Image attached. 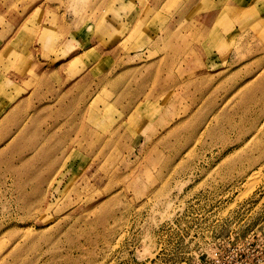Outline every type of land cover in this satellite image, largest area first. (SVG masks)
Instances as JSON below:
<instances>
[{"label":"rangeland","instance_id":"rangeland-1","mask_svg":"<svg viewBox=\"0 0 264 264\" xmlns=\"http://www.w3.org/2000/svg\"><path fill=\"white\" fill-rule=\"evenodd\" d=\"M249 232L264 0H0V264H178Z\"/></svg>","mask_w":264,"mask_h":264},{"label":"built area","instance_id":"built-area-1","mask_svg":"<svg viewBox=\"0 0 264 264\" xmlns=\"http://www.w3.org/2000/svg\"><path fill=\"white\" fill-rule=\"evenodd\" d=\"M251 234L252 232H249L238 241H234L236 234L229 235L223 240L216 239L219 248L213 249L211 253L201 252L200 255H194L192 261L186 259L178 264H264V249L254 243ZM225 241L226 245L221 246Z\"/></svg>","mask_w":264,"mask_h":264},{"label":"crops","instance_id":"crops-1","mask_svg":"<svg viewBox=\"0 0 264 264\" xmlns=\"http://www.w3.org/2000/svg\"><path fill=\"white\" fill-rule=\"evenodd\" d=\"M53 71H55V69H53ZM61 79V76H59V79L58 80H60ZM62 79H64V78H62ZM64 80H66V79H64Z\"/></svg>","mask_w":264,"mask_h":264}]
</instances>
